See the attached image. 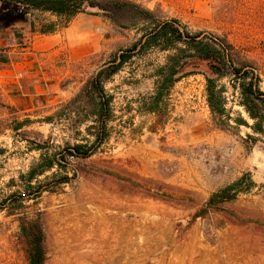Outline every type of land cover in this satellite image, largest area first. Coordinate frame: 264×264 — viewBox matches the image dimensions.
<instances>
[{
  "label": "rangeland",
  "instance_id": "obj_1",
  "mask_svg": "<svg viewBox=\"0 0 264 264\" xmlns=\"http://www.w3.org/2000/svg\"><path fill=\"white\" fill-rule=\"evenodd\" d=\"M90 1L96 7L68 22L38 11L12 21L15 42L27 44L42 35L31 30L54 23L45 35L58 57L45 105L25 112L0 88V198L11 203L0 211V264H28L18 218L39 213L46 264H264V136L250 129L228 79L218 86L230 126L215 125L202 64L173 84L160 115L148 112L157 72L175 50L139 42L171 20L191 34L225 35L256 62L264 91V0ZM66 48L89 52L69 59ZM121 53L129 55L122 64ZM116 66L103 81L113 112L104 130L94 123L95 97L83 90ZM239 118L248 126H236ZM91 143L89 157L69 155ZM40 155L54 166L28 186ZM241 177L233 199L208 205Z\"/></svg>",
  "mask_w": 264,
  "mask_h": 264
},
{
  "label": "trees",
  "instance_id": "obj_2",
  "mask_svg": "<svg viewBox=\"0 0 264 264\" xmlns=\"http://www.w3.org/2000/svg\"><path fill=\"white\" fill-rule=\"evenodd\" d=\"M0 7L5 12L0 16V22L12 23L14 17L25 15L32 11L49 13L57 18H64L68 22L74 16L85 13L88 8L96 7L90 0H0ZM54 23L49 26L40 27L37 31L41 34L53 33L56 30ZM145 47L159 46L160 50H175V53L167 57V64L157 72L155 88L150 95L148 112L160 115L159 103L168 95L170 88L181 77L199 72L202 64L206 68L203 72L205 79L206 103L209 108L211 119L218 127L224 129L229 125V116L226 114V98L223 96V86H218L222 79H228L231 87L239 92V105L253 120L250 129L264 136V91L260 89L261 77L256 62L249 58L243 51L238 50L225 35L207 33L205 31L193 34L179 29L175 20L153 24L149 33L143 35L139 42ZM182 44L183 48L177 45ZM161 45V46H160ZM135 44L133 47H136ZM129 55L121 53L120 63L126 62ZM119 66L105 67L97 71L94 77L84 87L83 92L93 95L96 99L95 112H93L94 123L106 130V124L112 120L111 96L105 94L103 81L109 79ZM236 126L248 124L241 118L235 120ZM96 144L101 143L102 138L98 134H92ZM106 137V136H104ZM251 138V136H248ZM253 139V138H251ZM74 144L69 149L70 156L87 158L94 153L93 144ZM54 158L40 155L37 163H34L26 175L28 186L39 175L49 171L54 166ZM244 177L223 188L212 195L208 205L231 200L239 191L240 183ZM33 195V194H32ZM31 195H21L19 199H30ZM37 194L33 198H37ZM11 201V200H10ZM12 202V201H11ZM9 199L0 198V211L9 206ZM20 235L25 247V255L28 264H46L45 236L42 214L33 218L19 217Z\"/></svg>",
  "mask_w": 264,
  "mask_h": 264
},
{
  "label": "crops",
  "instance_id": "obj_3",
  "mask_svg": "<svg viewBox=\"0 0 264 264\" xmlns=\"http://www.w3.org/2000/svg\"><path fill=\"white\" fill-rule=\"evenodd\" d=\"M14 27L13 22H0V88L27 112L52 99L55 78L52 69L58 48H53L52 36L45 34L31 36L28 44L24 39L21 43L15 42ZM88 49L66 48L65 56L69 59L81 57L89 52Z\"/></svg>",
  "mask_w": 264,
  "mask_h": 264
}]
</instances>
